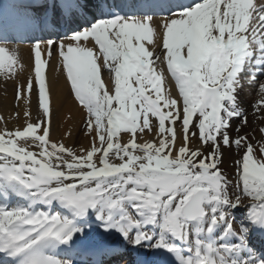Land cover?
<instances>
[{
	"label": "snow or ice",
	"instance_id": "1",
	"mask_svg": "<svg viewBox=\"0 0 264 264\" xmlns=\"http://www.w3.org/2000/svg\"><path fill=\"white\" fill-rule=\"evenodd\" d=\"M11 7L32 71L15 90L26 126L0 131V264H264V143L257 158L241 100L245 80L264 93V0ZM5 16L0 5V71L23 60ZM59 70L86 112L79 155L50 140ZM252 108L264 119V99Z\"/></svg>",
	"mask_w": 264,
	"mask_h": 264
},
{
	"label": "bare ground",
	"instance_id": "2",
	"mask_svg": "<svg viewBox=\"0 0 264 264\" xmlns=\"http://www.w3.org/2000/svg\"><path fill=\"white\" fill-rule=\"evenodd\" d=\"M161 19H155L156 23H159ZM9 47V46H8ZM11 48V47H9ZM19 54L23 57V60L14 65L12 69L0 71V115L4 121V128L8 130H15L16 128L22 129L25 126V117L23 116L24 106L22 103L18 104L15 99V90L18 82L26 83L29 75L31 74V68L29 66V53L30 50L25 47H18ZM159 51V49H158ZM52 58L53 67L56 66ZM158 63V62H157ZM23 65V67L21 66ZM51 73H47L50 76ZM56 81L52 88L51 100L57 107V113L53 118L52 124L54 131L50 135L52 142L63 143L66 147H72L77 154H82L81 149H89L88 136L84 132H81V123L84 118V114L80 108H78L69 96L68 87L62 76L61 70L56 72ZM19 77V81L17 80ZM59 100H62V107L60 106ZM252 96L249 99L258 100L264 99L263 96ZM36 94H31L30 111L33 119L37 115V101ZM259 99V100H260ZM247 98H244L243 103L245 104ZM254 103V101L252 102ZM41 111V110H40ZM19 112L20 115L17 117L14 113ZM259 123H264V119L257 120ZM3 127L0 126V131ZM7 138V137H6ZM208 149L205 151L207 152ZM241 156H239L240 158ZM232 157L230 155V160ZM95 228V227H94Z\"/></svg>",
	"mask_w": 264,
	"mask_h": 264
},
{
	"label": "rangeland",
	"instance_id": "3",
	"mask_svg": "<svg viewBox=\"0 0 264 264\" xmlns=\"http://www.w3.org/2000/svg\"><path fill=\"white\" fill-rule=\"evenodd\" d=\"M261 95H263V93H261ZM247 113H248V125H247V127L244 128L242 134L247 133L249 135V139L253 143L254 149L256 150L257 158H259L258 149L261 146V143H264V136H262L259 129L261 127H264V123H259L257 121V120H259V118H257V116H255L253 114V112H251V110H248ZM236 123H239V121H233L234 126ZM80 127H81L80 131L85 133V125L83 122L81 123ZM232 135L234 138L236 134L233 132ZM87 140L90 141L89 137L87 138ZM198 143H199L198 140H193V145L198 144ZM207 149L208 148L205 147L204 151H206ZM225 152L231 154L232 158L230 160L225 161V166H226V170L228 172L230 179L235 181L236 175H235V165L233 164V161L235 159H238L239 156H241L243 154L244 148H241V149H239V151H237L235 146H233L231 149H225Z\"/></svg>",
	"mask_w": 264,
	"mask_h": 264
}]
</instances>
